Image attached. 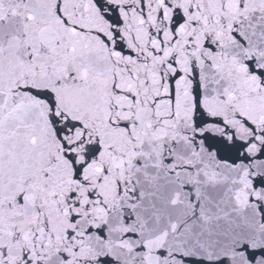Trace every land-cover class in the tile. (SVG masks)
I'll use <instances>...</instances> for the list:
<instances>
[{"label": "snow or ice", "instance_id": "6c2138e0", "mask_svg": "<svg viewBox=\"0 0 264 264\" xmlns=\"http://www.w3.org/2000/svg\"><path fill=\"white\" fill-rule=\"evenodd\" d=\"M0 264H264V0H0Z\"/></svg>", "mask_w": 264, "mask_h": 264}]
</instances>
